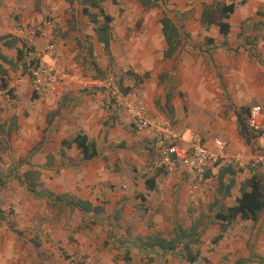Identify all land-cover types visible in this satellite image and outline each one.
<instances>
[{
  "label": "crops",
  "instance_id": "0c3cea01",
  "mask_svg": "<svg viewBox=\"0 0 264 264\" xmlns=\"http://www.w3.org/2000/svg\"><path fill=\"white\" fill-rule=\"evenodd\" d=\"M131 1H101L112 17L107 51L97 40L95 25L82 13L80 0H0V37L16 38L9 46L0 41V55L6 57H0V83L1 79L6 82L5 88L0 85V264H264V210L256 221L237 216L227 222L215 217L235 204L245 179L256 174L264 180V165L239 168L234 160L236 155L254 154L262 139L246 142L240 134L227 141L221 139L226 143L225 157L208 171L212 180L203 191L204 195L214 194V204H196L199 196H189L187 183L178 173L157 166L156 139L150 132L132 131L122 111L108 112L101 107L98 87L109 75L96 76L102 69L97 59L104 56L102 50H112L117 30L112 25L128 18ZM198 1L202 6L200 20L203 6L213 0L156 2L173 10L165 15L177 24L178 12L189 16ZM234 2L230 32L226 37L218 32L214 36L224 47L233 23L249 21L250 9L264 5V0ZM162 15L149 19L147 14L145 19L147 25L153 23L149 30L160 37L164 51L166 42L159 23ZM21 22L37 30L33 50L43 52L49 39L57 41L56 50L42 55L43 61H57L78 70L84 87L73 83L56 96L34 95L30 78L17 59L20 40L24 42L26 37ZM203 49L218 62L232 48ZM136 86L144 87V95L140 94L146 100L154 94L151 83L141 81ZM147 101L152 111L160 113ZM233 119L237 127L236 115ZM225 123L232 124V119ZM79 133L95 142L98 154L92 159L83 160L71 142ZM213 139H207L212 148ZM63 140L70 145H62ZM26 170L38 172L41 189L87 200L97 209L82 210L35 195L18 179ZM149 178L154 180L152 190L145 184ZM193 226L194 235L184 238L190 241L191 253L197 255L193 263L185 259L182 242L173 251L143 244L147 236L159 234L168 240L174 238L175 229L182 227L189 233Z\"/></svg>",
  "mask_w": 264,
  "mask_h": 264
},
{
  "label": "rangeland",
  "instance_id": "374dc122",
  "mask_svg": "<svg viewBox=\"0 0 264 264\" xmlns=\"http://www.w3.org/2000/svg\"><path fill=\"white\" fill-rule=\"evenodd\" d=\"M135 1L137 4L131 1L129 5L128 18L117 20L112 25L117 29L112 42L113 51L106 53L102 50L104 56L97 59L102 69L96 76L104 78L109 75L108 78H112L122 91L126 89L141 94L144 87L136 84L141 81L151 83L154 94L146 98L156 110L172 126L197 133L206 141L213 138L227 141L237 137L238 127H235L233 118L240 107L245 108L241 110L245 121L253 104H259L264 111V5L250 9L249 21L233 23L227 38L228 45L224 47L214 39L217 27L210 26L206 30L198 19L202 8L198 1L190 9L192 13L189 16L184 15L185 11L178 12L174 20L177 19L182 33L181 50L174 57L163 58L165 45L162 47L160 37L149 30L153 23L147 25L145 18L147 14L149 19L172 14L173 10L161 2L146 9L139 0ZM221 1L213 0L212 3ZM207 37L213 38L211 44ZM203 48L232 49L227 56L215 62ZM103 58L104 62L101 61ZM160 65L162 68L158 71ZM231 119L232 124L225 123ZM253 138L262 139L259 148L264 146V127L258 134H251ZM213 196L210 192L203 194L196 198V204H214ZM187 199L189 204H193Z\"/></svg>",
  "mask_w": 264,
  "mask_h": 264
},
{
  "label": "built area",
  "instance_id": "2783aa9c",
  "mask_svg": "<svg viewBox=\"0 0 264 264\" xmlns=\"http://www.w3.org/2000/svg\"><path fill=\"white\" fill-rule=\"evenodd\" d=\"M46 24L51 25L50 21ZM21 30L26 34L25 44H32L37 36V30L27 23L21 22ZM58 43L49 39L43 52L29 51L27 74L31 89L38 97L56 96L64 86L77 84L84 87L83 77L76 69L61 66L57 61H43L42 55L53 54ZM101 94L100 105L108 112L122 111L128 119L132 131L147 130L156 139V164L166 172L178 173L188 186L191 198L201 196L212 178L208 171L215 167L219 160L225 157L226 143L214 138L213 148L208 141L197 134L172 126L160 113L152 111L149 102L137 91L123 92L112 78H107L99 85ZM247 129L251 134H258L264 127V111L259 104H253L246 117ZM235 163L239 168L255 169L264 165V146L251 156L236 155Z\"/></svg>",
  "mask_w": 264,
  "mask_h": 264
},
{
  "label": "trees",
  "instance_id": "16d2710c",
  "mask_svg": "<svg viewBox=\"0 0 264 264\" xmlns=\"http://www.w3.org/2000/svg\"><path fill=\"white\" fill-rule=\"evenodd\" d=\"M102 0H80L82 5V13L88 17L89 22L95 25L94 32L97 37V40L102 43L103 48L107 51L110 49V44L112 40L110 23L112 17L105 12L101 6ZM112 3L116 4L117 0H111ZM143 7H152L157 5V0H139ZM164 1V0H163ZM95 9V10H91ZM235 2L231 0L229 2H217L205 4L200 16V22L202 26L207 30L210 26H216L218 33L223 37H226L230 32V22L229 18L234 13ZM159 23L161 24V33L166 42V49L163 51L164 58H171L178 48L181 45L182 33L177 24H175L170 17L167 15H162L159 18ZM207 42L212 43L213 38L207 37ZM0 41L4 45H11V42H15L16 38L8 39L3 36L0 37ZM21 46L17 49V59L22 62V67L27 71L29 58L28 52L32 51L33 48L27 47L25 42L21 41ZM226 44V42H223ZM264 52V44H263ZM252 53V52H251ZM3 60H6V57L0 55ZM98 71V68H97ZM136 76V74H134ZM1 87H6L5 80L1 79ZM123 92H127L126 89H123ZM36 96V94H34ZM245 108L240 107L239 110L235 112L237 127L239 134L244 138L246 142H249L251 139V133L247 129L245 118L241 110ZM248 114V111H247ZM75 143L76 147L79 149L82 159L88 160L92 159L98 154V151L95 146V142L89 140L88 137L84 134H77L71 141ZM62 145L68 146L70 142L63 140ZM21 183H25L28 190L33 192L35 195L46 196L51 201H60L67 202V204H73L78 206L82 210L93 209L96 210V207H92L91 203L87 200L74 199L70 198L67 195H54L52 192L43 190L40 188V183L38 181V172L35 170H26L22 174V178H18ZM146 187L149 190L154 188V180L149 178L145 181ZM232 185L230 181L224 188L225 194L229 193V188ZM92 207V208H91ZM264 210V180L256 174H252L249 178L245 179L240 186V196L236 198L235 204L226 208L225 210L216 213V218L230 222L237 216L243 220H252L256 221L259 217L261 211ZM224 228V225L222 226ZM195 227H191L188 233L187 229L179 227L175 229V236L172 239H165L159 234L147 236L143 244L149 247H157L164 251H173L181 242L183 244V249L185 250V259L193 263L197 257L191 253L189 249L190 241H185L184 238L190 233L195 232ZM219 237V236H218ZM217 237V238H218Z\"/></svg>",
  "mask_w": 264,
  "mask_h": 264
}]
</instances>
